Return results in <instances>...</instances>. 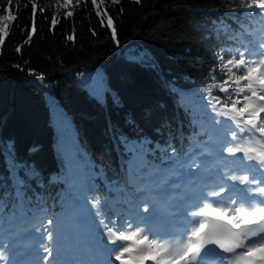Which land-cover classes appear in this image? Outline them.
<instances>
[{
	"label": "trees",
	"instance_id": "obj_1",
	"mask_svg": "<svg viewBox=\"0 0 264 264\" xmlns=\"http://www.w3.org/2000/svg\"><path fill=\"white\" fill-rule=\"evenodd\" d=\"M61 1L0 0L15 17L0 31V238L34 253L80 243L89 222L135 230L230 125L204 91L227 79L218 57L264 42L241 0H66L70 16Z\"/></svg>",
	"mask_w": 264,
	"mask_h": 264
},
{
	"label": "snow or ice",
	"instance_id": "obj_2",
	"mask_svg": "<svg viewBox=\"0 0 264 264\" xmlns=\"http://www.w3.org/2000/svg\"><path fill=\"white\" fill-rule=\"evenodd\" d=\"M92 2L96 5V0ZM118 2L119 0H113V3ZM136 2L139 3L140 0ZM241 3L248 9L260 10L258 13L253 11L250 15L264 16V0H250L248 3L241 0ZM64 6L67 7V4ZM71 14L68 13L69 16ZM97 14H100L99 11ZM4 19L15 20V17L9 14ZM55 22L54 19L53 23ZM108 25H112L110 17ZM6 28L7 26L0 29L5 35ZM72 38L68 37L69 40ZM258 49H237L227 60L220 55V68L227 79L213 83L204 91L210 98L209 106L216 115L231 120L242 134L240 142L223 150L230 155L242 153L243 159L255 161L260 169H264V117L261 115L264 114V42L258 45ZM214 88L227 93L223 101L212 95ZM231 135L234 141L238 140L237 131H233ZM172 151L175 152V149ZM249 171L251 166L246 168V174L229 177L241 185L251 186L243 198L229 197L227 200H208L201 203L199 210L191 213L193 219L185 226L181 239L174 244L149 240L142 228L131 230V225H128L127 229L121 230L115 226V222H112V228L105 224L111 242H123L117 246L115 259L121 264H144L146 260H152L155 264H264V181L256 179L255 175L250 178L247 174ZM225 191L226 188L221 186L219 192L212 191L207 195L215 197ZM98 204L99 201H96L93 207ZM101 224H104L103 220ZM207 245H215L228 255L218 253L212 248L205 251ZM44 251L51 255L47 246ZM209 254H213L214 258L210 260ZM0 259L4 257L0 256Z\"/></svg>",
	"mask_w": 264,
	"mask_h": 264
},
{
	"label": "rangeland",
	"instance_id": "obj_3",
	"mask_svg": "<svg viewBox=\"0 0 264 264\" xmlns=\"http://www.w3.org/2000/svg\"><path fill=\"white\" fill-rule=\"evenodd\" d=\"M65 4H67V7L64 6ZM73 10L74 7L66 2V0L61 1L55 6V14L57 15H65ZM6 16H9V14L6 13L4 16L0 14V29H5V26L11 20L4 19ZM232 125L233 127L229 126L228 129L226 128L220 135V142H218V146L213 149L212 155L209 158L201 159L199 169L184 170L179 175L175 185L172 184L168 186L166 190L156 192L154 197L147 204L148 208L145 212L146 221L147 218H149L148 220L151 222L155 221L153 213H155V211L158 212V210H156L158 205L169 203L170 200L177 197V195L182 200L187 199V193L182 194L183 183L196 186L199 185L200 179L204 178V181L212 182V186L210 187L211 191L219 192L220 187L224 186L226 188L225 192H228V189L237 188L238 184V182L229 179V177L232 175L239 176L246 174V168L248 166H251V171L247 173L250 178L252 175H255L256 179L264 181V175L257 172L248 160L243 159L242 153L230 155L227 151L223 150L226 147L231 146V144L240 142L239 138L242 137V134L238 132L236 125L233 124V122ZM233 131H237L238 140L236 141L232 139L231 133ZM257 168L259 169V166ZM138 221L144 231L147 232L148 225H146L145 220L139 218ZM149 234L151 236V233ZM152 239L155 238L152 237ZM7 242L6 239L0 238V256L4 257V259H0V264L14 261L13 257L18 252V248H20L18 242H15L12 246L10 245L11 247L8 246ZM120 243L123 242L117 241L114 244L109 237L101 238L97 236L93 225L88 223L83 241L78 245L74 242H61L57 247L50 249L51 255L47 252L44 253L42 257L35 256L36 254L31 255L27 253H25V255L30 256H24L20 252L18 255L25 260L28 259V264H93L98 257H104L108 261L121 264L120 261L115 259L118 250L117 246ZM5 246H8V250L5 249ZM145 262L152 263L154 261L146 260Z\"/></svg>",
	"mask_w": 264,
	"mask_h": 264
}]
</instances>
